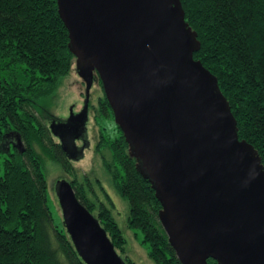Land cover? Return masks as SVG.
I'll return each mask as SVG.
<instances>
[{
    "label": "water",
    "instance_id": "95a60500",
    "mask_svg": "<svg viewBox=\"0 0 264 264\" xmlns=\"http://www.w3.org/2000/svg\"><path fill=\"white\" fill-rule=\"evenodd\" d=\"M86 102L50 133L75 159L97 75L116 125L161 203L181 264H264V166L239 139L181 0H57ZM21 145V143H20ZM24 150V149H23ZM80 152V151H79ZM64 226L86 264H126L70 182L58 181Z\"/></svg>",
    "mask_w": 264,
    "mask_h": 264
},
{
    "label": "trees",
    "instance_id": "16d2710c",
    "mask_svg": "<svg viewBox=\"0 0 264 264\" xmlns=\"http://www.w3.org/2000/svg\"><path fill=\"white\" fill-rule=\"evenodd\" d=\"M181 3L201 44L195 60L217 78L237 121L239 139L255 148L264 166V0ZM74 63L57 0H0V264H86L65 226L53 220L46 164L38 148L74 178L71 185L79 201L98 213L115 249L126 253L127 240L111 197L99 183L107 206L89 178L78 180L72 160L38 117L44 114H38L37 99L54 96ZM99 104L101 114L113 115L106 96ZM58 121L53 118L51 123ZM116 128L119 135H101L97 149L110 154L109 160L102 154L103 165L129 204L128 228L143 233L142 243L153 262L181 264L159 221L161 203ZM19 138L26 144L21 150L15 147ZM124 261L136 264L127 255Z\"/></svg>",
    "mask_w": 264,
    "mask_h": 264
},
{
    "label": "rangeland",
    "instance_id": "374dc122",
    "mask_svg": "<svg viewBox=\"0 0 264 264\" xmlns=\"http://www.w3.org/2000/svg\"><path fill=\"white\" fill-rule=\"evenodd\" d=\"M104 96L105 93L102 82L96 75L94 85L90 90L89 113L86 124L87 130L79 139L74 141V148L78 151L75 153V159L72 160L75 174L79 181H83L84 177L89 178L90 184L98 195L99 200L105 202L107 206H110L100 187L101 184L115 204L113 214L127 240L125 247L126 253L123 254L119 250H116L118 254L123 259L125 258V255H127L128 258L136 264H156L148 257L147 245L142 243L143 233L140 230L128 228L127 220L129 217V204L116 191L112 180L103 165L102 154H104L108 160L110 159L108 150H105L103 153H98L97 145L101 140V135L106 138H115L119 135L114 116L111 115L108 117L100 113L99 103L103 100ZM85 102L86 84L77 72L75 59L71 72L60 83L57 93L49 98L37 99V108L40 109L38 114L42 112L44 115L40 116L37 113L36 115H38L39 119L49 129L53 118L58 119V122L61 123L69 122L71 113L73 112L74 115L81 113L84 109ZM54 139L59 143V140L56 137H54ZM25 146V142L19 138V142L15 147L16 149L21 150L20 148H25ZM38 151L41 153L46 164L48 185L47 195L50 212L55 224L64 228V220L57 198L56 187L58 181L66 180L71 183L74 178L65 173L60 166L48 159V157L42 153V150L38 148ZM2 160L3 159L0 155V162ZM92 214L95 218L98 216L97 212Z\"/></svg>",
    "mask_w": 264,
    "mask_h": 264
},
{
    "label": "flooded vegetation",
    "instance_id": "af4514ba",
    "mask_svg": "<svg viewBox=\"0 0 264 264\" xmlns=\"http://www.w3.org/2000/svg\"><path fill=\"white\" fill-rule=\"evenodd\" d=\"M94 81H95V79H94ZM93 85H94V82H93ZM82 135H83V134H82ZM82 135H81V136H82ZM76 140H77V139H76ZM59 143L61 144V142H60V141H59Z\"/></svg>",
    "mask_w": 264,
    "mask_h": 264
}]
</instances>
